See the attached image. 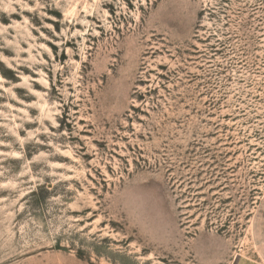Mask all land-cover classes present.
<instances>
[{
	"label": "rangeland",
	"instance_id": "1",
	"mask_svg": "<svg viewBox=\"0 0 264 264\" xmlns=\"http://www.w3.org/2000/svg\"><path fill=\"white\" fill-rule=\"evenodd\" d=\"M0 264H264V0H0Z\"/></svg>",
	"mask_w": 264,
	"mask_h": 264
}]
</instances>
